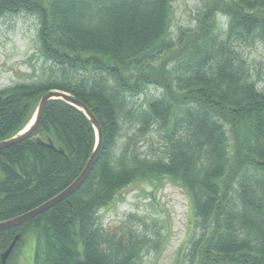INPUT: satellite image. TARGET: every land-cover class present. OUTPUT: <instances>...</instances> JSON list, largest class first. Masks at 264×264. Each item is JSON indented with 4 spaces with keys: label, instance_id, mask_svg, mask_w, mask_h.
<instances>
[{
    "label": "trees",
    "instance_id": "trees-1",
    "mask_svg": "<svg viewBox=\"0 0 264 264\" xmlns=\"http://www.w3.org/2000/svg\"><path fill=\"white\" fill-rule=\"evenodd\" d=\"M171 1L0 0V17L37 16L40 55L51 72L0 89V141L30 122L49 90L82 102L102 136L77 190L28 222L0 231V264L17 236L5 262L11 264L28 234L35 236L33 264H142L143 241L133 233L105 231L97 214L127 186L143 181H157L154 188L168 181L189 196L194 230L188 264H264V92L233 45L264 40V0H204L195 28L177 42ZM148 86L160 93L138 120L156 128L161 148L144 155L124 148L115 157L126 100ZM37 137L50 139L64 154ZM95 141L81 110L48 101L35 131L0 150V221L72 183Z\"/></svg>",
    "mask_w": 264,
    "mask_h": 264
},
{
    "label": "rangeland",
    "instance_id": "rangeland-1",
    "mask_svg": "<svg viewBox=\"0 0 264 264\" xmlns=\"http://www.w3.org/2000/svg\"><path fill=\"white\" fill-rule=\"evenodd\" d=\"M171 3V35L177 42L179 35L195 28L204 0H172ZM217 21L222 24L224 18L217 16ZM37 29V16L33 14L19 12L0 17V89L37 82L50 75V63L40 55ZM233 45L256 87L264 92V40ZM54 75L57 76L55 72ZM159 93V89L148 86L144 94L126 100L113 156H118L124 148L142 155L159 151V132L154 127L141 126L138 120V113L147 101ZM154 185L143 181L127 186L99 210L98 223L105 231L120 236L137 235L145 245L141 249L142 264H188L185 254L190 257L188 247L194 230L190 198L177 184L163 181L159 188ZM24 240L11 264H33L35 236L28 234Z\"/></svg>",
    "mask_w": 264,
    "mask_h": 264
},
{
    "label": "water",
    "instance_id": "water-1",
    "mask_svg": "<svg viewBox=\"0 0 264 264\" xmlns=\"http://www.w3.org/2000/svg\"><path fill=\"white\" fill-rule=\"evenodd\" d=\"M50 100H62L64 102L76 107L77 109L81 110L85 114V116L90 120L93 129L95 130L96 141H95L94 149H93L92 153L90 154L88 160L86 161L82 171L80 172V174L76 177V179L72 183H70L66 188L61 190L59 193H57L53 197L49 198L48 200H46L42 204L32 208L31 210H29L25 213H22L18 216H15L13 218H10V219L4 220V221H0V231L10 229L13 227H17V226H20V225L28 222L29 220L40 215L41 213H43V212L47 211L48 209L54 207L56 204H58L59 202H61L65 198H67L70 194H72L75 190H77L83 184V182L87 178L88 174L90 173V171L94 165L95 158H96V156L100 150L102 136H101V129H100V125L98 123V120L95 118V116L92 114V112L82 102H80L79 100L74 98L72 95H70L64 91H60V90H49L46 93H44L38 101V105H37L35 114H34L33 118L31 119V121L16 135H14L8 139L0 141V150L11 147V146L23 141L27 137H29L35 131V129L38 125V122L40 120V117L42 116V113L44 111V108H45L46 104L48 103V101H50ZM36 140L39 144H46L49 148L56 149L50 139H48L47 142H43L37 137ZM57 151L60 154H64L63 150H57ZM16 239H17V236L10 243L8 248L2 253V255H1L2 264H5L6 259L9 256V254L11 253L12 248L16 242Z\"/></svg>",
    "mask_w": 264,
    "mask_h": 264
}]
</instances>
